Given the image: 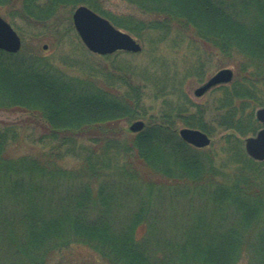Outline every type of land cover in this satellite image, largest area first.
<instances>
[{
    "label": "trees",
    "instance_id": "trees-1",
    "mask_svg": "<svg viewBox=\"0 0 264 264\" xmlns=\"http://www.w3.org/2000/svg\"><path fill=\"white\" fill-rule=\"evenodd\" d=\"M123 1L139 18L102 0H0L32 33L47 30L60 45L70 38L56 56L38 47L40 32L31 48L0 51V111L45 130L32 140L38 153L19 155L10 148L22 125L0 121V264H49L82 249L101 264H264V161L242 146L262 128L254 112L264 106V0ZM78 5L147 39V61L88 52L59 22ZM162 45L189 49L190 68L157 55ZM211 50L218 70H234L211 89L212 109L184 87L190 74L205 79ZM147 94L162 102L154 115ZM135 120L141 131L124 129ZM177 124L226 133L197 149Z\"/></svg>",
    "mask_w": 264,
    "mask_h": 264
},
{
    "label": "rangeland",
    "instance_id": "rangeland-1",
    "mask_svg": "<svg viewBox=\"0 0 264 264\" xmlns=\"http://www.w3.org/2000/svg\"><path fill=\"white\" fill-rule=\"evenodd\" d=\"M102 1H103V6L107 10L113 12L116 15L127 16L128 14H131V15L136 16V18H139V16L134 12L133 10L134 8H132L131 5H129V3L123 0H102ZM73 9L70 10V12H67V13L63 12V14H60L59 22L63 23V21L64 22L66 21V23L69 22L71 24V14H72ZM15 10L16 8H13V7H8V6L0 7V16L4 20H6L8 23H12V21L15 23V25H12V27L14 28L16 33L20 36L21 42L22 44H24L26 48H31L34 44L37 45L36 43L37 40L34 39L33 36L30 35L32 32L31 30L27 28V26L25 25V22H23L22 20L18 18L12 19V17H14V15L16 14ZM39 32H40L39 34L40 42L38 43L39 44L38 47L41 50H43L46 54L52 53L53 55L56 56L58 52L60 51H66V52L70 51V48L68 47L70 38L68 36L64 38L59 37L60 39H63L62 40L63 43L60 45L57 43L56 38L52 36L51 33H49L47 30L38 29L36 31H33V33H39ZM124 32H127V31H124ZM127 33L130 34L129 32ZM130 35L133 38L137 39L142 49L139 53H127V55H121L120 56L121 60H127V61L130 60L133 62L145 63L147 61V58H146L147 52H149V50L151 49L147 39L145 40L144 37H141V36L135 37L132 34ZM44 45H46V49H43ZM162 46L163 47L161 49L159 48L156 54L164 58L168 64L174 62L179 71H183L187 68L188 69L190 68V63H189L190 57L188 54L189 49L183 46L181 47L182 49L180 48L181 50L176 52V51H171L169 49H166L165 45H162ZM210 52L212 54V57L207 58L204 63V70H206V73H207V76L205 77V79L201 83H195L194 78L190 74L188 75V78H186L184 87L191 101H193L194 103L207 102L208 103L207 106H210L211 108L213 107L211 104L213 103L212 100L214 96L216 95V92H213L210 89L209 91L204 93L201 97H195L193 94L194 89L201 86L204 82L208 80L209 77H211L216 71H218V67L216 65L217 64L216 60L218 59V56L216 55L214 50H211ZM96 56H99V55H96ZM102 62L103 61H101V63ZM107 63H109V60L107 61ZM184 63L186 64L184 65ZM232 71L234 72L233 69ZM143 103H144L145 110L147 109L149 114L154 115L160 109L162 102L160 101V99L154 100L151 95L147 94ZM29 117H30L29 115L24 114V113H18V112L9 113V112L0 111V121L1 122L22 125L21 127H22V132H23L22 134L23 138L18 144H14L13 146H11L10 148L11 152H15L16 154H19V155L27 154V153L33 154V153L39 152L40 147L34 144L32 140L35 139L37 135L44 132L45 130L41 128L39 124L36 125L34 120L30 119ZM132 122L125 124L124 129L127 130L128 126ZM177 126L178 128L184 127L181 124H177ZM262 128H264V124H262ZM224 133H221V134H224ZM221 134H218V135L216 134L215 136H211L212 142L213 143L216 142L220 138ZM242 139L241 140L243 142L245 138H242ZM72 165L73 163H70L66 165V167L69 168ZM174 210L181 212L183 211V207L181 204H177V205H174ZM49 264H101V263H98V262L96 263L95 258L92 255H90V253L87 250L82 249V250H77L75 252L73 251L71 255L66 253L60 256L53 257Z\"/></svg>",
    "mask_w": 264,
    "mask_h": 264
},
{
    "label": "water",
    "instance_id": "water-1",
    "mask_svg": "<svg viewBox=\"0 0 264 264\" xmlns=\"http://www.w3.org/2000/svg\"><path fill=\"white\" fill-rule=\"evenodd\" d=\"M72 26L86 49L96 55H110L117 51L138 53L140 43L127 32L121 31L106 18L100 16L85 5L75 7L71 14ZM21 48V39L13 27L0 16V51L15 54ZM46 49V45L43 46ZM233 78V71L224 68L216 71L201 86L194 89L196 97L202 96L210 88L229 83ZM255 118L264 124V106L256 109ZM144 127V122L136 120L128 126V131L137 133ZM179 138L186 144L202 149L211 143L210 137L194 128L181 127L177 131ZM245 154L254 161H264V128L243 141Z\"/></svg>",
    "mask_w": 264,
    "mask_h": 264
}]
</instances>
